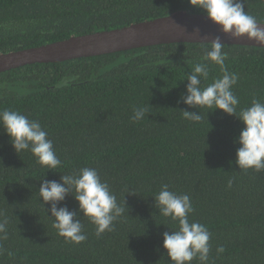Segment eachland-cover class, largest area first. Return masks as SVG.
Masks as SVG:
<instances>
[{"label": "trees", "instance_id": "trees-1", "mask_svg": "<svg viewBox=\"0 0 264 264\" xmlns=\"http://www.w3.org/2000/svg\"><path fill=\"white\" fill-rule=\"evenodd\" d=\"M180 10L205 14L188 0H0V53ZM245 11L264 22V0H246ZM209 49L210 43H166L0 72V110L40 121L61 160L51 170L30 151L16 153L0 127V219L8 220L0 264H171L163 233L178 223L154 206L162 184L191 197L189 219L211 233L208 264H264V171L235 163L243 122L220 109L178 103L196 63L210 69L203 86L222 76L203 59ZM223 50L225 67L238 76L239 108L264 102V47L224 44ZM64 79L70 82L62 85ZM145 105L150 113L133 121V108ZM182 110L204 119L186 120ZM83 167L96 168L128 210L100 236L78 214L87 239L75 244L52 226L39 185ZM229 177H235L231 188ZM64 205L78 209L71 194Z\"/></svg>", "mask_w": 264, "mask_h": 264}, {"label": "clouds", "instance_id": "clouds-1", "mask_svg": "<svg viewBox=\"0 0 264 264\" xmlns=\"http://www.w3.org/2000/svg\"><path fill=\"white\" fill-rule=\"evenodd\" d=\"M188 2L220 26L221 32L230 33L234 38L246 35L249 40H255L260 46H264V27L255 16L245 11L246 0ZM223 49L224 43L217 36L210 42V49L203 57L218 65L222 76L203 86L202 81L208 80L210 69L206 63H196L193 71L187 75L186 92L180 96L178 103L182 101L192 108L220 109L228 115H235L244 125L234 141L240 145L236 149L235 163L240 170L253 169L261 172L264 171V102L253 99L250 106L239 108V98L233 92L238 76L225 67L226 53ZM70 79L62 80L61 84H68ZM148 113L147 105L136 106L131 119L141 121ZM182 113L186 120L192 122L204 119L200 112L182 110ZM0 127L9 136L16 153L30 151L37 163L47 169L53 170L61 165L53 142L40 121L30 119L17 110L4 108L0 110ZM234 180L235 177L228 178V188L233 186ZM41 181L39 195L43 205H50L47 211L50 212V217L55 218L52 226L58 235L72 243L79 244L87 239L78 214L88 217L96 226V235L100 236L105 231H113L115 222L128 210L125 199L123 203H118L116 194L107 182L101 180L96 168H80L73 174L62 175L60 181L44 178ZM128 192L133 191L126 193ZM69 194L78 202V209L69 210L66 205L60 206ZM152 197L159 213L178 223L176 230L163 233V247L171 264H191L194 259H198L200 264H208L211 233L204 224L189 219L194 211L191 197L186 193L171 191L168 184H162L159 192ZM7 225L6 217L0 219V240L8 237ZM223 251L222 246L217 248L218 253Z\"/></svg>", "mask_w": 264, "mask_h": 264}, {"label": "water", "instance_id": "water-1", "mask_svg": "<svg viewBox=\"0 0 264 264\" xmlns=\"http://www.w3.org/2000/svg\"><path fill=\"white\" fill-rule=\"evenodd\" d=\"M260 23L264 27V22ZM217 36L224 44L264 47L255 40H249L246 35L234 38L230 33L221 32L220 26L206 14L180 10L121 28L70 36L36 47L0 53V72L28 64L61 62L157 44L210 43Z\"/></svg>", "mask_w": 264, "mask_h": 264}]
</instances>
